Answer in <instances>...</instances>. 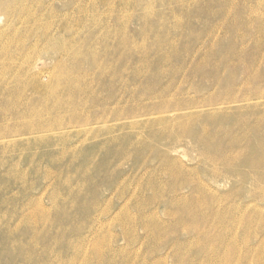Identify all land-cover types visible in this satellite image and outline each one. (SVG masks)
<instances>
[{
  "label": "rangeland",
  "instance_id": "rangeland-1",
  "mask_svg": "<svg viewBox=\"0 0 264 264\" xmlns=\"http://www.w3.org/2000/svg\"><path fill=\"white\" fill-rule=\"evenodd\" d=\"M16 5L0 264H264V0Z\"/></svg>",
  "mask_w": 264,
  "mask_h": 264
},
{
  "label": "bare ground",
  "instance_id": "bare-ground-1",
  "mask_svg": "<svg viewBox=\"0 0 264 264\" xmlns=\"http://www.w3.org/2000/svg\"><path fill=\"white\" fill-rule=\"evenodd\" d=\"M17 1L18 0H0V15H13V14H18L19 12V7H17ZM19 5V4H18ZM16 11V12H13ZM21 13V12H20ZM7 51V50H6ZM80 60V59H79ZM102 70V69H101ZM106 72V71H105ZM259 155L252 156V165L257 172V176L255 174L253 175L254 177L251 178L253 180L252 183L258 185V188H262L264 186V177H262V173H259L261 169L257 168L258 164L261 163V158L264 157L263 153H258ZM256 166V167H255ZM256 179V180H255ZM186 210V209H185ZM184 210V211H185Z\"/></svg>",
  "mask_w": 264,
  "mask_h": 264
}]
</instances>
